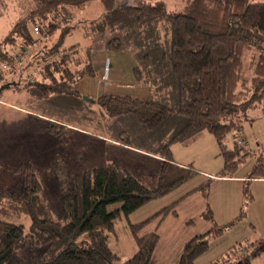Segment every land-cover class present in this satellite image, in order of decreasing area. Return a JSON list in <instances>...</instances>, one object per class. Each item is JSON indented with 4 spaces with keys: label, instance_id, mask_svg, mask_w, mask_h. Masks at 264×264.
<instances>
[{
    "label": "trees",
    "instance_id": "obj_1",
    "mask_svg": "<svg viewBox=\"0 0 264 264\" xmlns=\"http://www.w3.org/2000/svg\"><path fill=\"white\" fill-rule=\"evenodd\" d=\"M24 1V9L0 38V63L11 67L25 58L23 69L39 64L42 82L33 85L41 96L64 92L73 82L94 77L90 46L81 50L78 43L64 44L75 27L72 12L93 0ZM98 1L104 8L99 19L125 27L124 39L132 41L137 55H142L143 68L134 67L135 78L145 82L153 71L161 80L168 75L163 85H172L176 106L113 93L100 95L97 103L109 115L131 113L150 132L172 115L180 116L183 125L159 149L157 172L129 173L110 162L69 173L56 218L43 197L38 173L29 162L21 164L18 183L0 191V264H151L154 236L136 237L137 251L120 261L106 244L107 231L112 230L116 217L127 216L194 175L193 169L171 159L170 144L190 142L203 131L211 133L224 159L217 177H224L249 155L236 135L242 123L264 118V0H178L172 7L163 3L165 0ZM43 38L50 43L37 52L39 59L33 60L27 50ZM102 46L106 51L122 49L119 38ZM159 88L151 90L153 96ZM252 111L258 113L251 115ZM229 133L235 139L230 149L225 145ZM253 178H264L261 159L243 180L242 191L248 199L247 183ZM197 189L207 195L202 185ZM115 202L121 206L108 212L106 206ZM221 230H208L189 239L177 264H194L207 246L206 236ZM263 251L264 239L241 250L233 263L207 264H251Z\"/></svg>",
    "mask_w": 264,
    "mask_h": 264
},
{
    "label": "rangeland",
    "instance_id": "obj_2",
    "mask_svg": "<svg viewBox=\"0 0 264 264\" xmlns=\"http://www.w3.org/2000/svg\"><path fill=\"white\" fill-rule=\"evenodd\" d=\"M177 1L165 0L163 3L172 7ZM25 2L0 0V38L19 16L20 9H24ZM72 13L75 27L66 43H78L81 50L90 46L91 52L102 50L107 40H121V55L117 53L119 56L109 61L108 74L113 84L105 92L136 95L142 100L176 106L172 85H163L168 77L164 71L167 75L164 80L155 71L145 82L135 78L132 71L136 66L143 68L142 55H137L132 41L124 39L125 27L99 19L104 13L100 1H90L83 9ZM49 43V39L43 38L27 53L34 56L33 60H38L40 53L37 55V52ZM25 64V58L11 67L0 63V191L18 183L19 166L29 162L39 175L43 197L56 218L60 211L61 191L69 173L110 162L129 173L159 170L158 151L182 127L180 116H170L160 128L150 132L139 125L131 113L107 114L106 108L97 103L98 97H89L90 93L79 91L78 81L64 92L41 96L38 87L33 85L37 80L42 82L39 77L41 66L35 64L23 69ZM55 76L59 80L58 73ZM128 82L135 87L125 89ZM152 83L160 87L155 96L151 90L156 87ZM257 113L252 111L251 115ZM240 131L236 134L237 139H241L249 155L224 177H217L224 159L211 133L203 131L190 142L170 144L171 159L180 166L193 169L194 175L127 216L116 217L112 230L107 231L106 244L110 251L120 261L126 260L138 249L136 237L154 236L156 248L151 264H177L189 239L208 230L222 229L221 233L206 236L207 246L195 258L194 264L221 260L233 263L241 250L250 249L263 240L264 178L248 181L250 199L242 188L253 165L259 159L264 161V118L252 122L245 120ZM234 140L233 134L229 133L225 139L226 147L233 148ZM208 178L211 182L206 181ZM201 185L206 196L197 189ZM120 206V202L111 203L106 210L111 212ZM137 225L141 227L132 230L131 227ZM34 250L38 249L30 248V251ZM251 264H264V251L252 259Z\"/></svg>",
    "mask_w": 264,
    "mask_h": 264
},
{
    "label": "crops",
    "instance_id": "obj_3",
    "mask_svg": "<svg viewBox=\"0 0 264 264\" xmlns=\"http://www.w3.org/2000/svg\"><path fill=\"white\" fill-rule=\"evenodd\" d=\"M79 26L81 27V24L78 25V27ZM72 32L73 30L71 31V33ZM71 33H69L68 36H70ZM67 40H68V37H66L64 41V44L66 46L70 45L69 43H66ZM117 53H120L119 55H121L122 52L121 51H106L104 48L99 51H91L90 61L93 65L94 77H83L80 80H78L77 88L79 89V91H82L83 93H88V94L90 93L89 97L93 95L92 96L93 98L99 97L100 95L104 93H108V92H105V90H110L113 84V82L109 79L108 73L110 69L108 68V65H109V61H111L112 59H116L119 56ZM105 78H106L107 83L104 82ZM139 84L142 85L141 83ZM134 87L135 85H131V83L129 82L126 83L124 86L125 89H132ZM111 93L119 94L117 92H111ZM148 94H150V90H148ZM134 96L138 97L136 95Z\"/></svg>",
    "mask_w": 264,
    "mask_h": 264
},
{
    "label": "built area",
    "instance_id": "obj_4",
    "mask_svg": "<svg viewBox=\"0 0 264 264\" xmlns=\"http://www.w3.org/2000/svg\"><path fill=\"white\" fill-rule=\"evenodd\" d=\"M104 82L107 83L106 78L104 79Z\"/></svg>",
    "mask_w": 264,
    "mask_h": 264
},
{
    "label": "water",
    "instance_id": "obj_5",
    "mask_svg": "<svg viewBox=\"0 0 264 264\" xmlns=\"http://www.w3.org/2000/svg\"><path fill=\"white\" fill-rule=\"evenodd\" d=\"M4 87H7V85H4ZM4 87H2V88H4ZM1 90V89H0Z\"/></svg>",
    "mask_w": 264,
    "mask_h": 264
}]
</instances>
